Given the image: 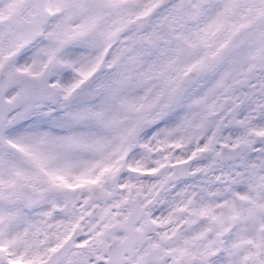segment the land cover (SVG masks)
<instances>
[{
	"label": "snow or ice",
	"instance_id": "1",
	"mask_svg": "<svg viewBox=\"0 0 264 264\" xmlns=\"http://www.w3.org/2000/svg\"><path fill=\"white\" fill-rule=\"evenodd\" d=\"M0 264H264V0H0Z\"/></svg>",
	"mask_w": 264,
	"mask_h": 264
}]
</instances>
